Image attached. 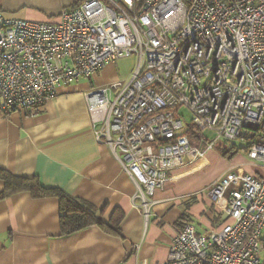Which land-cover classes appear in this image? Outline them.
<instances>
[{"label": "built area", "instance_id": "built-area-1", "mask_svg": "<svg viewBox=\"0 0 264 264\" xmlns=\"http://www.w3.org/2000/svg\"><path fill=\"white\" fill-rule=\"evenodd\" d=\"M135 59L125 82L90 88L86 109L147 214L148 196L174 170L218 140H242L247 163L204 189L228 219L206 236L185 222L163 264H264V0H82L55 19L0 11V100L30 113L60 85L88 79L106 63ZM212 142L193 144L179 114Z\"/></svg>", "mask_w": 264, "mask_h": 264}, {"label": "crops", "instance_id": "crops-1", "mask_svg": "<svg viewBox=\"0 0 264 264\" xmlns=\"http://www.w3.org/2000/svg\"><path fill=\"white\" fill-rule=\"evenodd\" d=\"M80 1L0 0V11L27 20H52ZM134 64L133 57L108 62L90 80L60 85L53 98L30 113H5L0 100V169L36 177L45 188L87 201L102 210L105 221L115 209L123 212L120 235L91 225L60 236L55 196L34 197L29 191L6 196L0 199V264H163L185 222L206 236L228 219L205 195L208 185L237 165L262 172L244 157L243 162H225L209 150L195 163L174 170L167 185L148 196L145 214L110 147L96 141L85 100L90 88L128 80ZM119 66L127 67V75L120 76ZM3 188L0 179V192Z\"/></svg>", "mask_w": 264, "mask_h": 264}, {"label": "trees", "instance_id": "trees-1", "mask_svg": "<svg viewBox=\"0 0 264 264\" xmlns=\"http://www.w3.org/2000/svg\"><path fill=\"white\" fill-rule=\"evenodd\" d=\"M189 133L191 141L196 143L195 134ZM217 151L227 159H231L239 152L235 145H231L228 149L218 147ZM0 179L4 182L0 199L21 191H29L34 197L55 196L59 202L60 236L75 233L91 225H96L109 234L120 235L119 225L123 218V212L120 209H115L105 221L102 218V210L59 189L45 188L40 185L36 177L16 176L0 169Z\"/></svg>", "mask_w": 264, "mask_h": 264}, {"label": "rangeland", "instance_id": "rangeland-1", "mask_svg": "<svg viewBox=\"0 0 264 264\" xmlns=\"http://www.w3.org/2000/svg\"><path fill=\"white\" fill-rule=\"evenodd\" d=\"M119 68H120V70H121V71H119L120 76H122V75H127V70H126L127 67H126V68L124 67V69H121V67L119 66ZM124 70H126V71H124ZM99 73H101V71L95 73L94 76L98 75ZM94 76L88 78L87 80L92 79ZM123 79H124V78H123ZM178 112H179L180 115H182V116L184 117L183 122H184V124H185V128L187 129L188 133H189V132H193V133L195 134L196 139L194 138V140H195L196 143H198V140H199V139H202V141H203L204 143H207V142H209V141H210V142L213 141V139H214V134H213V132H212L211 130L207 129V130L200 131V130L195 129L194 126H192V125L190 124V120H191V115H192V114H191L190 110H189L187 107H180V108L178 109ZM189 134H190V133H189ZM192 140H193V139H192ZM192 143H193V144H196V143H194V142H192ZM231 145H235V147H237L238 150H239V152H238L237 154H235V156L232 157L231 159H227V158L222 157V156L219 154V152L217 151L218 147H219V148L222 147V148H224V149H228ZM213 147H214V148L212 149L213 153H216V155L219 154L220 159L224 160L225 162H229V161H231V160H234V161L237 162V163H239V162H243V157H244V158H245V163L248 164V163H247L246 155H245V153H244V147H245V144H244V142H243L242 140H240V139H239V140H236V141H233V142H225V141H222V140H218V141H216V142L214 143V146H213ZM206 152H208V151H206ZM206 152H205V153H206ZM204 156H205V155H204ZM204 156H202V157H204ZM213 156H215V154H214V155L212 154L210 157H211L212 159H215ZM202 157H201V158H202ZM220 159H218V160H220Z\"/></svg>", "mask_w": 264, "mask_h": 264}]
</instances>
